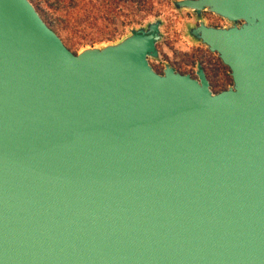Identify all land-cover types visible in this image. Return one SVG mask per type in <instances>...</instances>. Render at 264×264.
<instances>
[{"label": "water", "instance_id": "water-1", "mask_svg": "<svg viewBox=\"0 0 264 264\" xmlns=\"http://www.w3.org/2000/svg\"><path fill=\"white\" fill-rule=\"evenodd\" d=\"M233 85L170 64L162 20L71 50L0 0V264H264V0H175Z\"/></svg>", "mask_w": 264, "mask_h": 264}, {"label": "rangeland", "instance_id": "rangeland-1", "mask_svg": "<svg viewBox=\"0 0 264 264\" xmlns=\"http://www.w3.org/2000/svg\"><path fill=\"white\" fill-rule=\"evenodd\" d=\"M174 1L166 4L159 15L151 16L140 23L129 24L125 18H121L115 26L107 21L97 22L89 30L94 34L100 31L101 35L113 34L114 36L106 39L99 37V35L98 40L83 41L69 48L77 53L89 47H104L114 44L130 35L135 29L146 27L148 23L159 18L162 20V39L158 43L160 58L151 59L155 69L158 72H163L165 65L170 64L179 72L195 74L199 64H201L208 75L214 92L228 89L233 85L229 67L207 45L191 37L189 28L198 25L200 20L205 21L208 25L215 24L219 27L230 26L231 23L213 12L210 13V11L206 12L208 14L204 11L201 16H198L192 9L177 8ZM80 39L77 37L78 42Z\"/></svg>", "mask_w": 264, "mask_h": 264}, {"label": "trees", "instance_id": "trees-1", "mask_svg": "<svg viewBox=\"0 0 264 264\" xmlns=\"http://www.w3.org/2000/svg\"><path fill=\"white\" fill-rule=\"evenodd\" d=\"M174 0H32L45 21L68 47L83 41L112 38L113 34H94L89 30L100 21L115 26L121 18L129 24L157 16ZM125 22V21H124ZM80 35V36H79ZM100 35V36H99ZM99 36V37H98ZM80 37V41H77Z\"/></svg>", "mask_w": 264, "mask_h": 264}, {"label": "flooded vegetation", "instance_id": "flooded-vegetation-1", "mask_svg": "<svg viewBox=\"0 0 264 264\" xmlns=\"http://www.w3.org/2000/svg\"><path fill=\"white\" fill-rule=\"evenodd\" d=\"M206 12H208V11H205V13ZM210 13H212V12H210ZM206 14H208V13H206ZM209 25H213V26H217V27H219L218 25H215V24H209ZM193 77H198V75H197V73H195V74H193V73H190Z\"/></svg>", "mask_w": 264, "mask_h": 264}]
</instances>
